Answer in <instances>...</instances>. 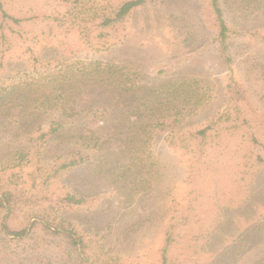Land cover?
Segmentation results:
<instances>
[{
    "label": "trees",
    "instance_id": "16d2710c",
    "mask_svg": "<svg viewBox=\"0 0 264 264\" xmlns=\"http://www.w3.org/2000/svg\"><path fill=\"white\" fill-rule=\"evenodd\" d=\"M152 1L158 0H0V140L9 129L18 136L12 153L0 158V264H90L88 239L72 213L96 197L74 189L67 174L105 161L104 124L118 115L123 127L114 132L133 135L132 143L165 133L171 153L187 151L198 161L186 167L189 178L235 164L241 180L248 177L243 193L253 194L251 184L264 172V110L249 101L234 46L240 34H258L231 23L228 0H204L214 28L208 58L228 71L227 102L192 122L186 116L206 96L193 90L196 79L163 83L143 100L138 70L98 56L123 42L127 19ZM257 51L264 56V46ZM134 106L139 116L131 124ZM95 261L110 264L101 255Z\"/></svg>",
    "mask_w": 264,
    "mask_h": 264
},
{
    "label": "rangeland",
    "instance_id": "374dc122",
    "mask_svg": "<svg viewBox=\"0 0 264 264\" xmlns=\"http://www.w3.org/2000/svg\"><path fill=\"white\" fill-rule=\"evenodd\" d=\"M178 1L175 6L152 1L136 10L125 22L123 42L98 56L138 70V81L145 85L140 93L147 95L143 100L163 83L174 86L178 80L196 79L193 90L206 96L186 119L204 122L227 102L228 71L217 70L208 58L214 28L205 1ZM227 6L235 27L258 34H240L234 64L250 103L264 110V56L257 51L264 46V0H228ZM183 31H190V36ZM180 56L186 59L180 61ZM129 109L133 124L139 110ZM116 125L123 127L119 115L104 124L109 149L105 161L85 163L67 174L74 189L96 197L84 212L72 213L88 239L90 264H96L98 255L110 264H264V172L251 184L249 198L243 193L248 177L241 180L235 164H217L206 179L189 178L191 155L184 150L171 153L164 144L165 133L151 136L145 144L132 143L133 135L114 132ZM2 136L0 158L5 159L18 136L15 129ZM194 162L191 167L198 163Z\"/></svg>",
    "mask_w": 264,
    "mask_h": 264
}]
</instances>
